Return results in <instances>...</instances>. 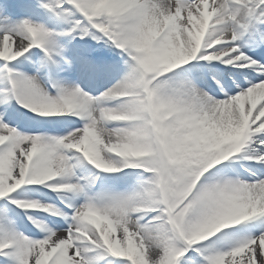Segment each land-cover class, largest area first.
Here are the masks:
<instances>
[{"label":"snow or ice","instance_id":"1","mask_svg":"<svg viewBox=\"0 0 264 264\" xmlns=\"http://www.w3.org/2000/svg\"><path fill=\"white\" fill-rule=\"evenodd\" d=\"M0 264H264V0H0Z\"/></svg>","mask_w":264,"mask_h":264}]
</instances>
